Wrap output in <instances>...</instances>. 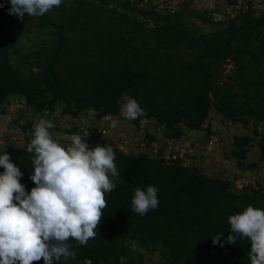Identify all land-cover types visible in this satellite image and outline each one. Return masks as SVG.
I'll return each mask as SVG.
<instances>
[{
  "label": "trees",
  "instance_id": "obj_1",
  "mask_svg": "<svg viewBox=\"0 0 264 264\" xmlns=\"http://www.w3.org/2000/svg\"><path fill=\"white\" fill-rule=\"evenodd\" d=\"M101 2L107 3L109 0H101ZM3 4L4 1L0 0V5ZM150 11L154 10L145 8L140 10V13L146 16ZM3 12L4 8L0 7V109L10 97L23 100L30 110L39 115L45 111L53 114L56 104L64 103L65 107L62 109L64 115H71L78 120L82 117L87 118L89 112L93 110L95 115L93 121H96L91 126L98 128L103 124L101 127H106L111 124L105 122V118H115L120 115L119 104L121 97L126 93L135 98L146 113L145 116L134 120L130 128L136 131L139 121L148 118L153 121L156 128H161L165 133L162 141L164 143L167 139L174 141L181 139L184 136L182 128L190 131L202 130L213 106L232 126L247 128L251 122L249 118L257 119L258 111L255 109L247 108V105H239L236 100L224 101L218 97H221L216 85L218 78L207 63L217 61L222 66L223 62L230 58L235 61L237 67L240 52L248 50L252 45V39L261 37L259 29L264 27V12L261 14L262 19L254 17L261 12L241 13L234 19L248 17L246 24L237 25L234 19H229L231 21H227V26L223 30L206 35H188L174 29L176 40L197 42L198 44L194 46L200 47L188 70L200 80V95L190 99L188 103L183 100L176 101L168 93L170 89L162 87L144 67L138 64L139 59L134 55H130L118 68L97 73L93 79V90L88 96L82 98L69 95L55 70L56 59L61 54L65 41L63 35H60L57 54L50 61L42 80L40 82L26 80L10 64L11 52L16 47L17 39L15 30L7 24L5 19L7 17ZM156 13H158L156 21L161 25L155 27L152 32L154 37L161 40L176 26L170 22V15ZM239 40L243 42V49L236 51L233 49V44ZM218 73L221 74V69ZM258 119L264 122V118ZM254 125L257 126V121H254ZM119 131L122 130L118 129L117 132ZM208 131L203 143L214 134L209 128ZM255 135L259 136L256 130ZM113 136L115 138L102 136V146H114L117 137ZM149 137L159 139L151 134ZM251 142L250 136L235 135L234 137L233 143L236 148L234 154L239 160L238 167L241 170L257 168L256 163L248 164L249 167H246L243 162L247 159ZM195 146L199 145L192 143V148ZM258 146L260 156L264 159V138L260 140ZM27 147L28 145L19 150L9 148L7 153L11 157V162L23 173L20 182L30 193L36 185L31 180L34 171L33 154L28 153ZM95 147L96 145H89L90 149ZM134 147L136 148L135 145ZM130 149L132 150L131 147ZM113 150L119 179L117 187L111 193H106L107 207L102 210L101 223L95 230L97 235L95 239H90L86 246H80L75 240L70 239L69 243L77 252V256L75 260L65 261L62 258L60 262L142 264L144 262L142 255L135 254L131 246L126 245L130 243L146 251L161 247L162 260L158 264H228L238 258L241 259L237 264H250V241L237 238L236 243H228L226 239L231 234L230 225L223 217L214 215L221 195H229L228 181L208 178L201 174L199 169L184 167L178 160L167 165L164 159L151 152L136 150V154L126 155L116 149ZM3 171L4 169L0 168V173ZM212 184L215 185V190L212 189ZM150 185L159 189V206L148 214L140 216L131 206L134 191L137 187L146 190ZM233 194L234 197L240 198V194ZM258 194L260 193H254V195ZM219 234H222L220 242L214 244L213 239ZM35 264H44V262L41 260Z\"/></svg>",
  "mask_w": 264,
  "mask_h": 264
},
{
  "label": "rangeland",
  "instance_id": "obj_2",
  "mask_svg": "<svg viewBox=\"0 0 264 264\" xmlns=\"http://www.w3.org/2000/svg\"><path fill=\"white\" fill-rule=\"evenodd\" d=\"M3 1V14L7 17L5 18L7 24L15 30L17 39L16 47L11 52V66L19 72L22 78L40 82L50 61L57 54L60 35H63L65 41L62 52L56 59L55 70L65 87L66 93L82 98L92 92L93 79L97 73L110 70V68H118L130 55H134L139 59L138 64L144 67L162 87L170 89L168 93L176 101L183 100V102L188 103L190 99L200 95V80L188 72L200 47L194 46L198 44L197 42H179L176 40L174 29L188 35L200 36L223 30L227 26V21H231L226 19L223 5H216L219 4V0H206L208 2L215 1L214 10L207 7L208 4L204 1L201 2V6L205 7L206 12H202L203 10L201 11L198 6L190 9L189 13H185L184 16L186 22L179 14L170 15V22H173L176 28H172V31L159 40L154 37L152 32L155 27L161 25L156 21L158 13L155 11H150L145 16L140 13V10L138 11L128 5L121 6L119 2L103 3L101 0L93 1V4L87 1L62 2L60 7L53 8L43 16L30 17L25 15L24 19L21 20L18 16L9 14L10 0ZM179 1L183 3L182 11L185 10L184 0ZM254 17L263 18L261 14ZM247 18L244 16L233 21L237 25H243L247 23L249 19ZM259 31L261 37L252 39V45L249 46L248 50L240 52L237 73L229 82H222L221 74L218 73L221 69L219 62L208 61L207 63L218 78L216 85L221 93L219 98L224 99V101L236 100L239 105H247V108L258 111L257 119L249 118L250 126L243 128L241 126H228L227 123H223V117L214 106L210 110L208 121L200 132L204 133V136L201 133L204 141L209 133L208 128L217 131L219 147L210 152L213 156L207 155L209 152L205 151L197 153L195 159L190 161L192 166L189 167L199 169L195 163L198 159L204 158L207 165L202 164L200 166V173L208 178L230 183L229 180L232 181L236 177H245L248 180L253 178L252 180L264 182V159L260 156L258 146L260 140L264 138V122L258 119L264 118V27H261ZM233 49L242 50L243 42L239 40L234 43ZM64 107V103L56 104L54 113L48 116L42 114L41 119H47L54 123L55 127L51 129L54 139L61 145L67 146L70 144V139L65 137L64 129L70 127L71 122L75 121L76 118H72L71 115H64L62 113ZM89 115L91 121L87 128L90 130L91 125H93L92 121L95 119L94 111L91 110ZM32 117L38 120L40 116L39 113L33 112ZM112 120L120 121L118 126L125 128L127 127L123 125L134 121L127 120L121 114L115 118H105L104 121H109L108 123L111 124ZM87 121L85 120L86 123H88ZM123 121L124 123L120 125ZM254 121H257V126L254 125ZM212 125L215 129H212ZM101 126L103 124L98 127ZM108 129L117 137L120 136L119 133L123 132H117L119 128L113 129L111 126ZM125 130L127 131L123 132L125 135L135 134L129 129ZM255 130L259 136L255 135ZM182 131L184 138L187 139L190 130L182 128ZM161 135L163 140L165 133L161 132ZM235 135L252 137V142L248 147L247 159L243 162L246 167L248 164L256 163L257 168L241 171L238 167L239 160L234 154L236 151L233 143ZM81 137L86 138L85 142L88 145H103L100 136L81 135ZM179 140L175 143H179ZM129 141H134V138L129 137ZM171 141L173 140H168V142ZM180 144H186V142ZM170 145L174 146V144ZM131 148L132 153L136 154L133 144H131ZM220 152L223 153V166H215L212 161L218 159L217 155ZM212 189L215 190L214 184H212ZM227 192L229 195H221L217 201V209L214 212L216 217H223L228 221L230 216L241 213L248 206L264 210V194H240V198H238L234 197L235 195L230 189H227ZM126 245L131 246L135 254L140 253L142 255L144 259L142 264H158L162 260L161 252L163 249L161 247L146 251L136 244L126 243ZM240 259H233L228 264H237ZM57 264L65 263L59 261Z\"/></svg>",
  "mask_w": 264,
  "mask_h": 264
},
{
  "label": "clouds",
  "instance_id": "obj_3",
  "mask_svg": "<svg viewBox=\"0 0 264 264\" xmlns=\"http://www.w3.org/2000/svg\"><path fill=\"white\" fill-rule=\"evenodd\" d=\"M63 0H10V15L21 20L25 15L43 16L61 6ZM3 7V5H0ZM120 114L129 121L146 113L137 100L128 94L121 97ZM119 121L112 120L117 128ZM55 127L47 119L33 125L32 139L27 147L34 166L31 175L36 185L29 192L20 180V168L10 155L0 154V264H57L62 258L75 260L77 252L69 243L75 240L86 246L95 239L96 229L107 207L106 193L117 187L119 172L111 146L97 145L90 149L79 134L70 144L61 145L50 132ZM115 178V179H113ZM159 189L137 187L131 201L132 210L144 216L157 209ZM230 244L237 238L250 241V264H264V210L248 206L228 218ZM222 234L214 237L219 243Z\"/></svg>",
  "mask_w": 264,
  "mask_h": 264
},
{
  "label": "built area",
  "instance_id": "obj_4",
  "mask_svg": "<svg viewBox=\"0 0 264 264\" xmlns=\"http://www.w3.org/2000/svg\"><path fill=\"white\" fill-rule=\"evenodd\" d=\"M80 1H95L96 0H63L66 3H76ZM100 1V0H99ZM110 3L119 2L123 5L134 7L135 9H150L156 12L166 15H178L182 13V6L179 0H109ZM223 3L224 15L226 19H234L241 13L246 12H264V0H219ZM96 4V3H95ZM237 73V67L235 61L227 58L221 66V78L222 82H229ZM33 111L30 110L27 104L20 99L10 97L0 109V154L4 151H8L9 148L19 150L30 144L33 132V125L38 123L41 119L36 120L32 117ZM43 114L49 115V111H45ZM110 118V117H108ZM109 122V121H105ZM229 124V123H228ZM110 126L87 128L85 125H70L65 128V137L70 139L73 134L85 135V136H113ZM53 130H50L52 133ZM123 132H127L126 130ZM119 133L113 149L118 152L129 155L132 153L130 149L131 144L136 146L135 150L148 151L155 156H160L167 165L175 163L177 160L182 163L184 167H190V161L193 160L197 153L212 152L218 148L219 136L212 134L209 139L202 145L192 148V143L180 144L176 141L166 143L161 139V128H156L155 124L148 118H143L139 121L136 127V133L134 135H125V133ZM149 134L156 136L159 139H151ZM137 135V136H136ZM130 138H134V141H129ZM115 138V137H114ZM161 139V140H160ZM129 141V142H128ZM23 144V145H22ZM170 144H174L171 146ZM176 144V145H175ZM133 145V146H134ZM246 176V175H245ZM253 179V178H252ZM246 179L245 177L234 178L229 185L230 191L235 194L243 193H264V182L259 180Z\"/></svg>",
  "mask_w": 264,
  "mask_h": 264
},
{
  "label": "crops",
  "instance_id": "obj_5",
  "mask_svg": "<svg viewBox=\"0 0 264 264\" xmlns=\"http://www.w3.org/2000/svg\"><path fill=\"white\" fill-rule=\"evenodd\" d=\"M204 1H206V0H184V3H185V10H183V12L180 14V16H181V18H183L184 19V21L186 20L185 18H184V16H185V13H189V10L190 9H194V8H197V6H198V8L199 9H201V11L202 12H206L204 9H205V7H203V6H201V4L204 2ZM202 2V3H201ZM206 4H208L207 5V7H210V8H212L213 10L215 9V1H211V2H208V1H206ZM217 6H219V5H223V3L222 2H219V4H216ZM218 8V7H217ZM179 16V17H180ZM186 22V21H185ZM89 117H90V115H88L87 116V118L86 117H82V119L80 118V119H78V120H76L75 119V121H72L71 123L72 124H80V125H87V126H89L90 125V121L91 120H89ZM88 120L87 122L88 123H86L85 122V120ZM93 123L95 122V121H92ZM124 123V121L123 122H121V124L120 125H122ZM223 123H227L226 121H224V119H223ZM130 125H131V123H129V124H125V125H123V126H126L127 128H125V127H122V126H119V129L120 130H122V131H125V129H129L130 131H132L133 133H136V131H135V129H133V128H130ZM227 125L228 126H231V124H228L227 123ZM133 127H134V123H133ZM212 129H215V127H213V125H212ZM213 132H214V134H217V131H215V130H212ZM202 132H200V131H197V130H193V131H189V133H188V137H187V139H185L184 138V136H183V138H181L180 140H179V142L181 143V142H186V143H196V145H200V144H202L203 143V138H202V134H203V136H204V133H202ZM220 133H221V130H220ZM218 135V134H217ZM137 136V135H136ZM219 136V135H218ZM207 138V137H206ZM182 140V141H181ZM219 147V146H218ZM217 150H221V149H217ZM215 151V150H214ZM203 153V152H202ZM221 154V155H220ZM207 155H210V156H213L212 154H207ZM218 159L217 160H213L212 161V164H214L215 166L216 165H220V166H223V163H222V161H224V158H223V153H219L218 155ZM198 159V158H197ZM209 160V159H208ZM205 160H204V158H200V159H198L197 161H196V163H195V166L197 167V168H199V170H200V166L202 165V164H206L207 165V163L206 162H204ZM241 171H243V170H241ZM229 181H231V180H229ZM229 185H230V183H229Z\"/></svg>",
  "mask_w": 264,
  "mask_h": 264
}]
</instances>
